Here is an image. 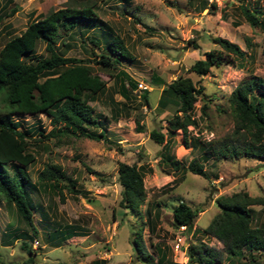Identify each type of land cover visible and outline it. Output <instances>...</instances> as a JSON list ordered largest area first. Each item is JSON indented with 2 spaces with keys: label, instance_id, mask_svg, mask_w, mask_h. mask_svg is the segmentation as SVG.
Segmentation results:
<instances>
[{
  "label": "rangeland",
  "instance_id": "1",
  "mask_svg": "<svg viewBox=\"0 0 264 264\" xmlns=\"http://www.w3.org/2000/svg\"><path fill=\"white\" fill-rule=\"evenodd\" d=\"M209 1L215 3L216 8L198 12L186 0H0V16L3 17L0 20V49L9 38L22 33L31 20L55 14L69 6H95L104 22L124 39L135 55L134 62H123L119 69L137 82L134 95L126 102L128 111L122 110L118 118H114L112 108L120 107L124 102L114 91L116 87L111 74L116 71L103 69L95 63L99 58L94 54H98L99 49L85 38L87 33H99L96 29H87L83 35L75 31L73 38L68 36L70 32L62 33L64 41L70 44L64 47L65 55L90 59L94 73L107 83L106 91L91 105L104 123L108 140L70 137L60 145L51 140L30 146L36 154V162L29 167L33 181H37V172L45 164L57 163L88 192V197L72 195L64 189V201H61L55 190L43 189L40 185L39 191L33 193L38 204L33 219L39 232L30 242V252L20 247V239L2 244L3 232L18 231L25 226L13 207L1 203L0 264H24L29 257L34 264H91L94 259H105L108 264H143L136 257L132 243V232L139 226L143 228L148 252L157 257L155 245L160 244L167 247L168 257L177 262L184 259L182 253L174 250L177 231L172 209L178 204V198L192 208L203 209L194 222L199 234L193 233V228L183 232L187 245L196 238L203 239L220 251L222 262L219 264H264V251L255 252L254 262L240 259L230 263L222 251V244L202 232L219 212L215 203L219 195L245 191L250 196H264L263 160L242 154L215 158L211 151V144L218 145L234 129L228 95L252 75L264 78V25L252 27L244 19L241 8L244 4H255L264 13V0ZM12 9L15 12L9 15ZM215 37L238 44L247 56L243 60L214 66L204 75L191 72L190 66L203 58L205 51L219 49L213 40ZM42 51L41 46L39 52ZM179 75L190 77L196 86L203 87V91L194 108L198 125L189 127L187 147L183 144L182 131L178 130L170 151L185 164L193 157H201L208 178L190 171L174 172L159 161L162 145L149 135L152 130L164 132L166 120L173 116V105L161 109L157 101L162 88ZM143 90L148 91V104L140 97ZM20 117L27 127L38 123L45 130L51 127L44 113ZM136 118L143 126L142 131L136 128ZM195 138L200 141L197 145H210L205 159L203 151L196 147L191 150ZM28 141L34 144V136H29ZM119 162L147 166L144 176L146 200L141 207L145 225L119 205ZM252 207L256 211V221L262 220L264 208L261 205ZM68 225L74 227L75 235L61 244L57 243L59 237H48L54 229L61 230Z\"/></svg>",
  "mask_w": 264,
  "mask_h": 264
},
{
  "label": "trees",
  "instance_id": "2",
  "mask_svg": "<svg viewBox=\"0 0 264 264\" xmlns=\"http://www.w3.org/2000/svg\"><path fill=\"white\" fill-rule=\"evenodd\" d=\"M198 12L216 8L209 0H186ZM244 19L252 27H263V11L259 6L244 4L242 7ZM12 9L9 15L14 14ZM8 15V16H9ZM3 17L0 16V20ZM87 29H96L99 34H86L97 49L99 58L95 61L103 69L114 70L115 92L124 102L121 106L112 108V116L118 118L121 111H128L126 102L134 95L137 82L119 66L123 62H134L132 54L124 39L115 34L112 28L104 22L95 6H69L58 10L55 14L31 20L26 29L19 35L9 38L0 49V204L13 207L18 219L25 228L2 233L3 245L20 239V247L30 252V242L38 234L34 222V210L38 208L33 193L43 189L57 192L64 201L63 190L72 195L88 197V192L78 186L77 180L63 169L60 164L47 163L37 172V181L29 174V167L36 162V154L32 146L53 140L56 145L70 137H83L92 140H108L104 123L94 113L91 102L98 100L108 88L104 81L89 63L90 59L65 55L62 33L75 31L83 35ZM63 31V32H62ZM214 42L219 49L204 52L203 58L197 59L189 70L197 75H204L212 67H218L233 60H243L247 56L238 44L223 38L215 37ZM196 47L197 44L194 43ZM43 51L39 52V48ZM203 87L196 86L190 77L179 75L161 90L157 105L165 109L169 105L175 107V112L166 120L165 131H150V138L161 144L159 161L168 165L174 172L190 171L193 174L208 178L201 157H193L188 164L183 163L170 151L173 137L178 130L182 131L183 144L187 147L189 127L198 125L194 117L195 103L202 93ZM257 91V92H256ZM147 90L140 94L148 104ZM227 101L234 118V129L225 136L218 145L211 144L215 158L242 154L246 157H256L264 161V78L252 75L241 81L228 95ZM44 113L50 122V129L45 130L39 123L25 126L21 115H38ZM205 113V111H203ZM136 128L143 130L136 118ZM34 136V144L28 137ZM192 138H190L191 140ZM193 148L203 151V159L208 152L207 144H199L193 139ZM208 146V147H207ZM147 171L145 164H128L119 162L117 167L118 182L121 186L120 207L142 220L141 207L146 200L144 176ZM175 180V179H174ZM179 202L173 209V223L177 228L185 225L187 230L194 227V222L200 208H192L185 201ZM219 212L203 229L206 237L214 238L222 244V251L230 263L244 259L248 263L256 260V253L264 251V214L263 219L256 221L252 206L261 205L264 208V196H250L245 191L233 192L230 195H219L215 198ZM41 207V206H39ZM42 208V207H41ZM151 214V210L148 209ZM158 211L156 215L158 216ZM74 227L48 234L49 238H57L61 244L74 236ZM142 226L133 230V248L136 257L143 264H178L168 257L167 247L155 245L157 257L146 250ZM193 233L198 229L194 228ZM256 252V253H255ZM187 264H219L221 253L201 238H196L187 246ZM235 263V262H234ZM24 264H34L29 257ZM49 264V263H43ZM65 264V263H56ZM91 264H108L105 259H94Z\"/></svg>",
  "mask_w": 264,
  "mask_h": 264
},
{
  "label": "built area",
  "instance_id": "3",
  "mask_svg": "<svg viewBox=\"0 0 264 264\" xmlns=\"http://www.w3.org/2000/svg\"><path fill=\"white\" fill-rule=\"evenodd\" d=\"M140 86H142V84H140ZM186 230L185 225H180L177 229H176V235L174 237V250L175 252H180L182 253L184 259L182 260H178L177 263L178 264H187L188 263V255H187V248H183L187 245V240L186 237L184 235V231ZM186 240V242H184Z\"/></svg>",
  "mask_w": 264,
  "mask_h": 264
},
{
  "label": "clouds",
  "instance_id": "4",
  "mask_svg": "<svg viewBox=\"0 0 264 264\" xmlns=\"http://www.w3.org/2000/svg\"><path fill=\"white\" fill-rule=\"evenodd\" d=\"M178 227H179V226H178ZM178 227H177V228H178ZM185 227H186V226H185ZM177 228H176V229H177ZM193 229H194V227H193ZM185 231H187V228H186V230H185Z\"/></svg>",
  "mask_w": 264,
  "mask_h": 264
}]
</instances>
